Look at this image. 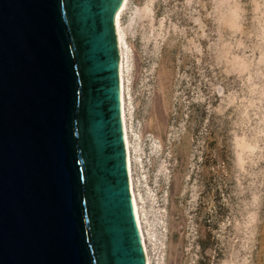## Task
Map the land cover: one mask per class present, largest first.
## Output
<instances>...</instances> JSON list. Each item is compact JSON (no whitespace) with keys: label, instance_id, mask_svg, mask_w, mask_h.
Returning a JSON list of instances; mask_svg holds the SVG:
<instances>
[{"label":"rangeland","instance_id":"obj_1","mask_svg":"<svg viewBox=\"0 0 264 264\" xmlns=\"http://www.w3.org/2000/svg\"><path fill=\"white\" fill-rule=\"evenodd\" d=\"M119 22L150 264H264V0H127Z\"/></svg>","mask_w":264,"mask_h":264},{"label":"water","instance_id":"obj_2","mask_svg":"<svg viewBox=\"0 0 264 264\" xmlns=\"http://www.w3.org/2000/svg\"><path fill=\"white\" fill-rule=\"evenodd\" d=\"M122 0H0V264H146L120 111Z\"/></svg>","mask_w":264,"mask_h":264},{"label":"bare ground","instance_id":"obj_3","mask_svg":"<svg viewBox=\"0 0 264 264\" xmlns=\"http://www.w3.org/2000/svg\"><path fill=\"white\" fill-rule=\"evenodd\" d=\"M126 4H127V0H122L120 7L115 14V19H114L115 31L117 35V44H118V50H119L120 111H121V121H122V127H123V140H124L125 151H126L129 190H130L131 201L133 205V212H134L135 220H136V223L139 229V235H140V240L142 243L143 251L145 254L146 264H150V261L147 255L144 234L142 230V222H141V216L139 214L137 198L133 190V181H132V172H131V152H130V146H129V140H128V133H127L125 85H124V79H123L124 55H123V42H122V37H121V32H120V22H119L120 16L122 12L124 11Z\"/></svg>","mask_w":264,"mask_h":264}]
</instances>
